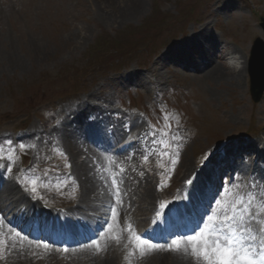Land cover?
Wrapping results in <instances>:
<instances>
[{"label": "rangeland", "instance_id": "374dc122", "mask_svg": "<svg viewBox=\"0 0 264 264\" xmlns=\"http://www.w3.org/2000/svg\"><path fill=\"white\" fill-rule=\"evenodd\" d=\"M96 1L98 6L93 8L91 0H0V148L6 153L0 159V168L10 163L7 149L15 147V163L9 173L14 187L21 186L17 178L25 173L40 176L36 197L50 198L54 207L63 210L70 204L76 205L80 187L73 172L68 179L66 176L56 179L54 174L61 167L59 170L71 175V162L65 163L62 155L55 156L57 152H67L48 149L47 141L38 145L42 141L31 133L50 129L51 118H56L51 125L59 123L61 110L65 113L70 102L74 103V110L83 111L85 107L80 109L77 105L91 94L109 97L115 116L128 120L138 117L158 129L159 132L154 130L149 135L152 139L156 137L155 142L146 143L144 154L139 155L137 163H131L139 180L151 182L149 188L154 190L156 200L152 205L179 192L186 183V163H192L194 168L206 165L212 154L223 152L232 144L231 139L235 143H249L256 133L264 132V125L257 127L258 123L264 124V93L258 103L250 99L247 74L239 86L218 88L222 91L218 100L209 97L213 84L188 77L185 71H181L184 76L174 71L167 73L169 68L162 69L167 84L157 95L153 93L150 97L142 88L123 89V85H118L120 76L132 72L142 75V81L152 80L143 75L153 60L169 49L152 58L151 54L161 49L165 41L176 40V45L180 44L182 37L174 32L182 31L194 14L203 16L205 21L200 27L184 28L188 30L187 37L192 32L207 30L223 45L222 54L229 44L228 51L239 56L242 53L248 59L251 43L255 39L264 43V33L259 27V20L264 17V0H105L103 4ZM229 3L234 7L232 13L225 12ZM212 53L216 54L214 49ZM84 74L87 89L81 90L82 87L75 86ZM67 80H71L70 84L63 85ZM75 89L77 94L69 96ZM199 90L204 95V104ZM223 112L226 123L220 124ZM252 125L256 128L248 134ZM20 144L35 147L22 152ZM165 151L169 155H163ZM23 156L27 160L23 161ZM172 159H176L174 165ZM82 161L88 166L93 164L86 156ZM67 164L71 167H66ZM33 168L34 173L30 171ZM134 180L138 182L136 177ZM14 249L20 248L9 243L0 232V264H91L85 260L87 256L72 262L67 257H49L35 250L22 258L17 257ZM129 256L126 261L113 264H129L140 257Z\"/></svg>", "mask_w": 264, "mask_h": 264}, {"label": "bare ground", "instance_id": "6f19581e", "mask_svg": "<svg viewBox=\"0 0 264 264\" xmlns=\"http://www.w3.org/2000/svg\"><path fill=\"white\" fill-rule=\"evenodd\" d=\"M105 0H99L103 4ZM91 6L94 8V6H98V2L96 0H91ZM135 4V3H134ZM230 6L233 4L229 3ZM225 6L227 9L225 12L232 13L234 11V7ZM224 7V9H225ZM128 13V11L126 12ZM125 13V14H126ZM125 15V19H127ZM250 27V26H249ZM251 29V27H250ZM223 45L218 40L217 37H214L213 34H211L207 30H201L198 32H192L190 36H188L186 39L183 40L181 44H179L177 47H174V51L166 52L162 54L158 60L153 63L151 68L146 70V73L143 75L146 79L147 77L152 78V80L142 81L141 76L137 73H130L127 76H120L118 79V83H121L123 86H130L134 85L138 88H142L145 92L149 94V96L152 93L159 92L161 90V87L163 85H166V81H164V78L162 77V69H167L169 72L174 71V73H181L183 74L179 69H186L190 70L191 72H194L192 76L198 78V79H204L203 82H209L210 84H213L214 87H210L212 90V94H209V97L213 100H218L219 97L222 96V91L218 88L220 87H228V86H239V84L245 80V75L247 72L246 68V58L242 53H240V56L237 55V53L228 51L227 49H230L231 46L227 44V48H225V54L226 56L231 54L233 56V59L237 62H240L241 68H238V70L233 66H226L224 65V57L222 55H217L214 57V55L210 54V51L213 49L216 51V49H222ZM224 49V48H223ZM206 50H209L206 51ZM227 50V51H226ZM173 69V70H172ZM190 76V75H189ZM163 78V80H162ZM131 80V81H130ZM199 94L201 95V101L204 99V95L201 94L202 92L199 90ZM201 103H205V101H202ZM239 105V103H237ZM82 106L84 108V112L81 110L80 112L77 111H70L69 117L66 116L63 121H61L59 124L56 125L49 133H55V134H61L62 142L61 147L65 151L70 152V162H71V170L74 173L80 187V196L78 198L77 203L78 204H84L86 208L93 207L94 209L97 208L99 205L96 204L98 202H105L107 205V210H103L104 213L109 212L112 214L111 209L115 207L116 209V200L121 201L120 198L116 196V199H111V197L116 194V189L112 186H107V178H102L104 174V170L111 167L113 162H110L106 160L103 156H100L95 151L97 148H103L105 146L104 143H96V140L91 138H98L99 141L104 142V136L111 138L113 141L111 143V146H106V149L110 151L114 145H117V140L119 136L122 137V140L124 142L123 149L129 153L132 154L133 150L137 149V146H140V141L143 134V129H145V125L142 123H136L132 121L130 127L126 128L122 125L124 124L125 119L127 117H121L119 119L117 116H115L111 112V105L108 99L102 98L101 96H94V94H91V96L87 97V99L83 100L80 105H77L80 109H82ZM79 115L76 117V115ZM225 112H223L220 116V124H225ZM73 118L74 122H70L71 118ZM92 117L91 123H95L96 125L94 127H88L89 120ZM77 120V121H76ZM100 123H97L99 122ZM77 122V124H76ZM72 123H75L73 126L74 128L81 134L85 135L84 138L89 140H92L93 144L96 145L95 147L91 144L90 146H84L81 143H75L74 140L77 142L78 139L75 138V135L77 136V133L75 132V129L71 128ZM203 121H201V124L203 125ZM71 124V126H70ZM259 125H264L258 123L257 127ZM103 126V127H102ZM114 129V131L109 134L108 131ZM253 126V125H252ZM252 128V127H251ZM38 132H32L31 135L34 136ZM115 133V135L113 134ZM119 135V136H117ZM74 136V137H73ZM98 136V137H97ZM100 136V137H99ZM252 144H245V147L238 143H235L234 140H230L232 142L231 145H228L224 152L227 151L226 154L230 155L236 153V148L241 149L238 152V155H234L231 159V161H228L226 157L222 158L221 161L217 162L216 164H213L214 166H218L215 170H217L216 177L213 175V178L216 179V182L218 183L220 181L221 176L226 175L227 173H231L232 170H240V174L244 178V176H247L248 173L254 174L257 173L260 175V177H264V168L257 167L254 165L252 167V161L253 158L257 162L264 163V138L258 139L256 138L254 141V137ZM107 142V141H106ZM105 142V143H106ZM229 142V143H230ZM227 143V144H229ZM78 144V145H77ZM121 149V150H123ZM246 153H253L251 156L252 158H247V164L248 166L241 167L239 161L242 159L241 154L242 152ZM138 151L136 152V154ZM255 153V154H254ZM87 157V160L91 161L93 164L92 166H88L86 164L85 160L82 161L83 157ZM232 156V155H231ZM229 156V157H231ZM237 156V157H235ZM236 158L238 159L237 162H235ZM240 158V159H239ZM212 158L211 160H213ZM210 160V161H211ZM214 161V160H213ZM87 162V161H86ZM227 162L224 167H222L221 163ZM251 163V164H250ZM184 169V173L186 175V180L189 179V176L195 173L198 169V167L193 166L192 163H186ZM114 173V170H113ZM210 173L204 174L202 177L209 179ZM5 175H3L0 172V213L4 211H7L9 213L13 214V218L15 222H23L21 221L23 218V212L27 211V209L30 208L31 204L30 202L26 201L25 197L19 196L18 192H16L15 189L10 186L9 181ZM255 180H258L254 177ZM248 182H252L251 178H247ZM151 182L147 181L146 184L143 186V188H138L137 190L133 189V186L128 187L129 189V195L137 197L136 203H140L142 207V211L147 212L150 210V207L152 206V202L155 199L154 196V190L149 188V185ZM192 190H198L196 188V185L193 184L191 187ZM202 188V187H201ZM138 195V196H137ZM213 200V199H212ZM156 201V200H154ZM214 202V201H212ZM134 202L133 206L136 205ZM155 205V203H153ZM216 204V202H214ZM23 206V209H20L16 212L14 215V211L18 209V207ZM119 211L121 210L122 203L119 205ZM88 209L82 208L80 206H76V208L70 213H64L61 214L63 219H68L78 217L80 215H83L84 217H87L86 213ZM109 210V211H108ZM102 212V213H103ZM46 216H48L47 213H44ZM41 216H43L41 212ZM52 218H55L54 216ZM85 230L90 227L89 223L86 222ZM68 227H73L72 222L68 223ZM116 231L113 233L114 236H116ZM111 246H106L105 251L97 256L94 260L92 257H88L89 260H93L91 264H113L118 261V257L115 254L114 251L110 249ZM27 252L18 250L17 257H22L26 255ZM149 259H147L146 263L144 264H203L202 261H197L194 257L191 256V254H185L183 251H172L171 254H163L159 252H151ZM23 258V257H22ZM122 259L120 260V262Z\"/></svg>", "mask_w": 264, "mask_h": 264}, {"label": "snow or ice", "instance_id": "6c2138e0", "mask_svg": "<svg viewBox=\"0 0 264 264\" xmlns=\"http://www.w3.org/2000/svg\"><path fill=\"white\" fill-rule=\"evenodd\" d=\"M164 119L167 121L168 117L165 116ZM167 134L165 133V135ZM162 143L165 142L162 141ZM168 146L170 147V144ZM18 147L20 151H24L30 146L20 144ZM16 154L15 147L7 149V159L10 163L5 167V171L8 173L12 172ZM5 155V150L0 148V159H3ZM60 155L67 159L64 153L61 152ZM163 155H169V153L165 151ZM176 155L178 158L179 153ZM144 160H148V155L144 156ZM171 163L174 165L176 159H172ZM66 167L70 168L71 165L67 164ZM30 171L34 173L36 169L33 168ZM44 175H47V171ZM40 182V176L27 173L17 178V183L25 191H30L33 196L37 195ZM112 185L116 189V196L119 197V186L115 177H112ZM231 189H235V191L227 190L229 201L219 213L213 215L205 213L207 220L212 222L211 224L206 223L201 217L194 222L195 227L191 229V234L177 235L169 245L152 244L133 233L141 256L145 254L146 250L152 251L166 247L168 250L190 253L197 261H203V264H264V219L261 218L264 215V177L259 183L253 178L250 184L243 183L242 178L238 177L237 181L231 183ZM212 199L216 204L221 203L215 195ZM116 203H122V201L116 200ZM161 206L163 207V205ZM209 208H211V204ZM111 211L115 217L117 215L115 207ZM253 225H260V227L256 228ZM15 235L20 236V233L17 232ZM113 239H117L118 242V238L113 237ZM93 243L96 245L97 251H101L99 240L93 241ZM44 247L47 248L48 245L45 244ZM132 254L129 253V255Z\"/></svg>", "mask_w": 264, "mask_h": 264}, {"label": "water", "instance_id": "95a60500", "mask_svg": "<svg viewBox=\"0 0 264 264\" xmlns=\"http://www.w3.org/2000/svg\"><path fill=\"white\" fill-rule=\"evenodd\" d=\"M262 48H263V44H261L260 41H256L255 42V46H254V49H253V55L256 54V55H261L262 54ZM255 56V55H254Z\"/></svg>", "mask_w": 264, "mask_h": 264}]
</instances>
